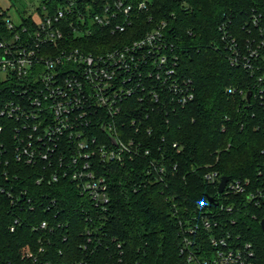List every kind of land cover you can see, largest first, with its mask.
<instances>
[{"label":"trees","instance_id":"obj_1","mask_svg":"<svg viewBox=\"0 0 264 264\" xmlns=\"http://www.w3.org/2000/svg\"><path fill=\"white\" fill-rule=\"evenodd\" d=\"M257 7H264V0H149L136 35L167 23L179 46L181 70L194 83V99L169 114L153 113L149 156L101 162L111 196L107 211L94 207L71 178L50 182L47 172L38 182L41 166L7 155L8 173L0 172V184L14 186L15 193L0 187V264H190L181 252L186 222L201 214L208 196L216 199L207 208L221 214L223 230L252 243L257 264H264V204L245 193H223L218 179L207 178L216 171L219 179H250L249 189L264 188V108L253 105L254 99L248 104L239 90L228 91L251 89L252 78L232 66L220 47V26L230 22L243 31ZM9 92L0 77V110ZM1 124L11 122L0 116ZM4 135L0 143L12 151L14 139ZM155 160L164 172L154 170ZM43 221L48 228H39Z\"/></svg>","mask_w":264,"mask_h":264},{"label":"built area","instance_id":"obj_2","mask_svg":"<svg viewBox=\"0 0 264 264\" xmlns=\"http://www.w3.org/2000/svg\"><path fill=\"white\" fill-rule=\"evenodd\" d=\"M149 10V0H43L36 13L16 23L0 6V77L10 85L0 116L11 122L0 125V137L14 139L12 151L0 143V172L8 173L4 165L12 153L18 162L41 166L38 182L47 172L50 182L69 177L94 207L108 210L110 189L99 172L101 162L149 156L153 113L169 114L195 97L167 23L136 35ZM242 28L224 22L220 47L232 66L250 74L252 88L228 91L246 98L252 91L248 104L254 99L253 105L264 108V7L254 8ZM152 166L165 170L157 160ZM207 178L221 182L216 171ZM250 183L228 179L223 193H245L264 204V188L249 189ZM0 187L14 197V186ZM208 203L186 222L181 252L190 264H257L252 243L223 230L221 214ZM19 222L16 218L11 230ZM48 226L43 221L39 228Z\"/></svg>","mask_w":264,"mask_h":264},{"label":"rangeland","instance_id":"obj_3","mask_svg":"<svg viewBox=\"0 0 264 264\" xmlns=\"http://www.w3.org/2000/svg\"><path fill=\"white\" fill-rule=\"evenodd\" d=\"M43 0H0V6L8 17L14 22L20 23L22 18L37 12Z\"/></svg>","mask_w":264,"mask_h":264},{"label":"water","instance_id":"obj_4","mask_svg":"<svg viewBox=\"0 0 264 264\" xmlns=\"http://www.w3.org/2000/svg\"><path fill=\"white\" fill-rule=\"evenodd\" d=\"M251 95H252V91H249L247 93V99L248 100H250ZM227 181H228V177L227 176H223L222 179H221V182L219 184V191H221V192L224 191ZM208 200H209V202L212 203V202H215L216 199L213 196H208ZM261 226H262V229L264 231V219L261 220Z\"/></svg>","mask_w":264,"mask_h":264}]
</instances>
